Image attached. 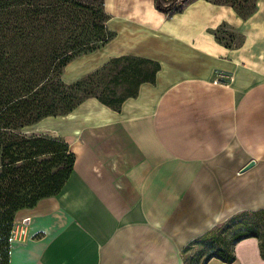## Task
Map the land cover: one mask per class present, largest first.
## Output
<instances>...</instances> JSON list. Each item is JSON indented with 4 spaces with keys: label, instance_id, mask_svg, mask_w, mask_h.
Returning a JSON list of instances; mask_svg holds the SVG:
<instances>
[{
    "label": "crops",
    "instance_id": "obj_1",
    "mask_svg": "<svg viewBox=\"0 0 264 264\" xmlns=\"http://www.w3.org/2000/svg\"><path fill=\"white\" fill-rule=\"evenodd\" d=\"M103 9L125 43L107 53L133 49L159 68L120 109L87 98L35 131L68 143L73 171L56 195L17 211L24 226L7 264H184L190 241L264 208V0L246 18L207 0L170 15L153 0ZM222 23L239 43L216 39ZM233 251L230 263L205 264H264L256 237Z\"/></svg>",
    "mask_w": 264,
    "mask_h": 264
},
{
    "label": "trees",
    "instance_id": "obj_2",
    "mask_svg": "<svg viewBox=\"0 0 264 264\" xmlns=\"http://www.w3.org/2000/svg\"><path fill=\"white\" fill-rule=\"evenodd\" d=\"M94 1L45 0V7L30 2L18 9L11 23L0 24V264H7L9 260L10 236L17 211L56 195L73 171L75 155L62 137L37 134L25 128L41 119L67 114L89 97L112 107L113 98L96 95L90 85L98 71L70 83L62 79L68 62L114 37L105 26L109 15L103 10V0ZM189 1L153 0V5L170 15L181 11ZM207 1L229 5L242 18L256 9L242 11L231 0ZM216 31L217 28L216 39L223 42ZM120 61L128 62L120 75L135 88L118 101L135 95L136 87L143 81H152L159 68L157 62L133 55L113 57L109 62ZM242 215L246 216L245 224L232 242H226L219 235L210 237L217 225L182 249L184 264L187 249L203 239L208 241L198 255H204L201 264L212 257L232 262L234 243L246 237L258 239L260 255L264 258V208L238 212L226 221Z\"/></svg>",
    "mask_w": 264,
    "mask_h": 264
},
{
    "label": "rangeland",
    "instance_id": "obj_3",
    "mask_svg": "<svg viewBox=\"0 0 264 264\" xmlns=\"http://www.w3.org/2000/svg\"><path fill=\"white\" fill-rule=\"evenodd\" d=\"M231 1H233L236 6L240 7L242 11L245 12L253 7H256V2H257V0H231ZM30 2L37 4L39 6L43 4V6L45 7V0H0V24L7 22L11 23V21H13L16 18L17 14L19 13L18 9L27 7ZM94 2L98 3L99 1L95 0ZM73 10L75 9L72 7V11ZM109 19L106 20L105 26L107 30L113 32L114 37H116L117 34L116 29L118 30L122 29L120 20L116 18L111 20ZM73 21H75V19ZM216 32L223 42L228 43L230 45H236L242 39L239 32H237L235 29H233L226 23H222L221 25H219L217 27ZM114 37L109 40L110 44L108 46H106L107 44L106 43L103 46L91 52L80 54L76 56L74 59H72L70 62H68L66 66L69 63L71 64H69L70 66L66 68V72L63 69L62 79L65 82L70 83L77 79L86 77L89 73L98 71V74L94 76V78L90 82L92 90L96 92L95 94L100 97H104L106 99L113 98L111 99L112 108L120 109L123 101H125L127 98L132 96L125 97L122 101H118V99L121 98L122 96H125L129 90L131 91L134 90L135 87L132 82L125 80L123 78V75H120L121 68L123 67V65H126L128 62L120 61L118 63H110L109 61L111 58L115 56L116 57L120 56L121 54L122 55L131 54L134 56H141V55L137 53H133L134 52L133 49L131 51H128L130 50L128 49L127 50L128 52L126 51L125 53L111 56V54H108L107 51L110 50L112 47L114 48L115 46H120V47L125 46V43H123V41L121 40V36H118L116 38ZM139 85L136 87L135 95H137ZM92 98H96V97H92ZM50 125H52V119L44 118L38 121L37 123L30 125V127L25 128V131L45 130V127H51ZM243 218H246V216L242 215L240 217L234 218L229 221L224 220L222 223H220L217 227L213 229V233L211 234L210 237L219 235V237L224 238L226 242H232L231 240L233 239L235 234L245 224ZM23 226H24V220H15L14 218L12 230L14 229L16 231L18 228H22ZM206 241H208V239H203L198 243H194L187 249V251L185 252V264L202 263V259L204 258V255L202 256L201 255L198 256V255L200 250L203 249Z\"/></svg>",
    "mask_w": 264,
    "mask_h": 264
},
{
    "label": "built area",
    "instance_id": "obj_4",
    "mask_svg": "<svg viewBox=\"0 0 264 264\" xmlns=\"http://www.w3.org/2000/svg\"><path fill=\"white\" fill-rule=\"evenodd\" d=\"M14 235H15V230L13 229V230L11 231V238H13Z\"/></svg>",
    "mask_w": 264,
    "mask_h": 264
},
{
    "label": "water",
    "instance_id": "obj_5",
    "mask_svg": "<svg viewBox=\"0 0 264 264\" xmlns=\"http://www.w3.org/2000/svg\"><path fill=\"white\" fill-rule=\"evenodd\" d=\"M32 132H34V133H35V131H32Z\"/></svg>",
    "mask_w": 264,
    "mask_h": 264
}]
</instances>
